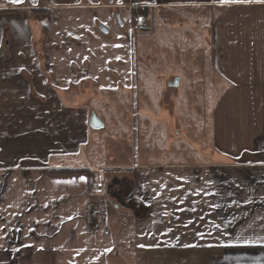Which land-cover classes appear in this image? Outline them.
I'll list each match as a JSON object with an SVG mask.
<instances>
[{
  "label": "crops",
  "instance_id": "0c3cea01",
  "mask_svg": "<svg viewBox=\"0 0 264 264\" xmlns=\"http://www.w3.org/2000/svg\"><path fill=\"white\" fill-rule=\"evenodd\" d=\"M179 5L162 77L131 10ZM0 264H264V0H0Z\"/></svg>",
  "mask_w": 264,
  "mask_h": 264
},
{
  "label": "rangeland",
  "instance_id": "374dc122",
  "mask_svg": "<svg viewBox=\"0 0 264 264\" xmlns=\"http://www.w3.org/2000/svg\"><path fill=\"white\" fill-rule=\"evenodd\" d=\"M140 1L142 3H146V1L149 0H132L133 3ZM173 2L182 3V0H173ZM180 6L181 5H179L178 8L175 6H166L163 9H157L152 6H149V8L147 9V14L145 16L146 20L143 25H138L136 23V20L142 14L139 13L135 17L134 26L136 28H134L133 30L136 33L140 34L142 37H145L143 38L144 41L146 40L148 42L144 44L143 48L145 51L144 56L142 57V59L144 60L143 63L147 66H151V57L152 59H155L157 69L161 70V72L158 74L162 77L175 75V78H178L177 76H181L184 60L186 59L184 51L187 49L195 51L199 47L203 48L202 42L200 40L198 41L192 37L191 39H189V37L184 34V31L181 30V26H183V23L180 22L178 19L182 18L184 12ZM124 9L126 8H119L118 11L120 13L122 12L123 14L128 15V9ZM175 21H179V23L177 25L170 26L164 25L170 24ZM161 27L167 28H164L162 30ZM189 27L193 29L194 32L199 33L198 30H200V27L194 26L193 23H191ZM152 34L153 37H150ZM196 35L199 36L198 34ZM138 42L141 41L138 39ZM150 92L153 93V97H155V94L158 92V90L152 88ZM172 93H174V89L168 88L167 94L165 93L163 95V98L167 99V97H171ZM178 95L180 96L179 100L181 101V104H183L180 107L181 113L189 112L191 117L196 116L197 111L195 110L194 102L199 103L200 100L202 101L205 98V91H191V89H180Z\"/></svg>",
  "mask_w": 264,
  "mask_h": 264
},
{
  "label": "trees",
  "instance_id": "16d2710c",
  "mask_svg": "<svg viewBox=\"0 0 264 264\" xmlns=\"http://www.w3.org/2000/svg\"><path fill=\"white\" fill-rule=\"evenodd\" d=\"M35 11H37V10H35ZM7 12H9V11H7ZM139 13L144 15V16H146L147 8L136 6L135 8H133L131 10V19H132V23L133 24H134V21H135V17ZM50 173H53V174H68V175L69 174H83L87 178L88 191L91 190V188L94 185V181H95L94 173H93V171L91 169H58V170L50 171Z\"/></svg>",
  "mask_w": 264,
  "mask_h": 264
},
{
  "label": "water",
  "instance_id": "95a60500",
  "mask_svg": "<svg viewBox=\"0 0 264 264\" xmlns=\"http://www.w3.org/2000/svg\"><path fill=\"white\" fill-rule=\"evenodd\" d=\"M170 87H177L178 86V80H174L170 85ZM89 125L93 128V129H100L102 127V124L100 123V121L96 118V116L94 114L91 115L90 119H89Z\"/></svg>",
  "mask_w": 264,
  "mask_h": 264
},
{
  "label": "built area",
  "instance_id": "2783aa9c",
  "mask_svg": "<svg viewBox=\"0 0 264 264\" xmlns=\"http://www.w3.org/2000/svg\"><path fill=\"white\" fill-rule=\"evenodd\" d=\"M145 20H146V17L143 16V15H141V16H139L138 19L136 20V23H137L138 25H143V24L145 23Z\"/></svg>",
  "mask_w": 264,
  "mask_h": 264
},
{
  "label": "snow or ice",
  "instance_id": "6c2138e0",
  "mask_svg": "<svg viewBox=\"0 0 264 264\" xmlns=\"http://www.w3.org/2000/svg\"><path fill=\"white\" fill-rule=\"evenodd\" d=\"M14 2L20 3V2H22V0H14Z\"/></svg>",
  "mask_w": 264,
  "mask_h": 264
}]
</instances>
